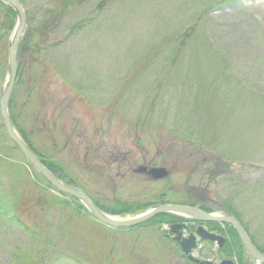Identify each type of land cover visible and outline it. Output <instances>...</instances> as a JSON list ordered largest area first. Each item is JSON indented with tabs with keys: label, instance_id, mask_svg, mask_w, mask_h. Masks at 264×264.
Returning a JSON list of instances; mask_svg holds the SVG:
<instances>
[{
	"label": "rangeland",
	"instance_id": "obj_1",
	"mask_svg": "<svg viewBox=\"0 0 264 264\" xmlns=\"http://www.w3.org/2000/svg\"><path fill=\"white\" fill-rule=\"evenodd\" d=\"M19 1L10 116L37 155L100 208L130 210L122 219L190 190L202 209L236 214L264 253V0ZM17 20L0 5V93ZM144 164L170 174L153 180ZM67 202L0 115V264H194L169 224L121 231ZM200 246L202 261L239 264Z\"/></svg>",
	"mask_w": 264,
	"mask_h": 264
},
{
	"label": "water",
	"instance_id": "obj_2",
	"mask_svg": "<svg viewBox=\"0 0 264 264\" xmlns=\"http://www.w3.org/2000/svg\"><path fill=\"white\" fill-rule=\"evenodd\" d=\"M0 2L8 5L12 8L17 16L18 22L14 29V32L10 39L9 44V58H8V77L6 82L4 83V87L0 93V112L3 118L4 127L7 130L8 136L11 140L15 143L17 148L20 149L23 157L27 159L29 164L32 168L36 169L37 172L43 177V179L47 180V182L57 191L60 193L72 196L73 198L77 199L79 202L83 204V206L88 210L90 215H92L95 219H97L100 223H103L110 227L115 228H134V226L145 224V222L154 219L158 215H166V214H173V215H181L186 218H190L195 222H214V223H222L228 224L233 226L236 233L238 234L241 243L244 245L247 255L251 258L252 264H264V254H262L256 245L252 242L251 238L249 237L248 233L244 230L243 226L236 217L232 214L230 215H216V214H207L200 209H195L193 207H185L180 205H166V206H158L154 209L148 210L142 214L134 216V218L128 219H120L114 216H109L99 208H97L93 201L87 197L85 192L81 188H77L75 186L67 185L63 183L59 178H56L52 172L45 168L41 160L32 152L30 147L26 144L24 139L19 136L16 127L13 124L11 116H9V103L11 100L12 92L16 85V80L18 76V69H19V62H18V55H19V46L21 43V39L26 32L27 27V18L25 14V10L22 7L19 0H0ZM152 177L157 179H162L167 177L169 173L164 169H153L149 172ZM175 228V227H174ZM178 228V226H177ZM198 235L201 236L203 239L218 241L221 245L224 242V238L219 237L217 235L209 234L207 231L200 227L198 231ZM180 239L178 235V240ZM194 240V236H191L189 240H184L182 243L183 250L186 254L192 251L195 248L192 245ZM194 262H199L198 260L194 259L193 257L189 256ZM201 264H213L209 262H201ZM214 264H235L230 260H223L221 263H214Z\"/></svg>",
	"mask_w": 264,
	"mask_h": 264
},
{
	"label": "flooded vegetation",
	"instance_id": "obj_3",
	"mask_svg": "<svg viewBox=\"0 0 264 264\" xmlns=\"http://www.w3.org/2000/svg\"><path fill=\"white\" fill-rule=\"evenodd\" d=\"M91 151V149H90ZM98 151V150H97ZM103 154H108V150H106ZM144 167L146 170L141 171L140 168ZM153 168H161V167H157L156 165H150V164H144L141 167H139L138 169H136L135 171L138 174H144L148 177H150L149 171ZM163 168V167H162ZM140 171V172H139ZM151 178V177H150ZM152 179V178H151ZM169 193H171L168 190H165L164 192H160V194H158L157 198L158 200H155L154 203H148V204H144L145 208L149 207V208H153L155 206H164L166 204L169 205H183V206H192V207H196V208H202L199 207V205L196 202V197L194 195V193H190V190H187V193H182L181 195L176 194V196H170ZM180 196V197H178ZM95 199V198H92ZM73 201V200H70ZM143 206V207H144ZM141 207V206H139ZM168 215V214H166ZM165 215V216H166ZM170 216H174V215H170ZM174 217H178L177 220H169V221H162L161 224L156 223L158 221H156V224L159 225H167L170 226V232H171V237L174 239V244L179 247L181 253L185 256L184 251H183V247H182V243L184 240H189V238L191 236H194V240L192 242V245L195 247L193 248V254L197 253L198 250H200L201 246H200V242H205V243H209L205 240H202L200 238V236H198V231L200 227H204L208 232H212L215 233L216 235L219 236H223L226 239V242L224 243V246L220 249L215 243H212L214 246H217V249L215 250V252H221V251H228V252H233L236 253V245H234L229 237V234L224 232V229L222 230H217L215 227H211V229H209L210 227L208 225L205 224H196L191 220H187L185 218H182L180 216H174ZM158 218V217H157ZM155 223H149L148 225H155ZM178 226V228H177ZM143 227V226H142ZM164 227V226H163ZM175 227V228H174ZM224 227V226H223ZM178 235L180 237V239L178 240ZM170 236V235H168ZM195 255V254H194ZM185 258H187L185 256Z\"/></svg>",
	"mask_w": 264,
	"mask_h": 264
},
{
	"label": "trees",
	"instance_id": "obj_4",
	"mask_svg": "<svg viewBox=\"0 0 264 264\" xmlns=\"http://www.w3.org/2000/svg\"><path fill=\"white\" fill-rule=\"evenodd\" d=\"M8 9L9 12L12 13V18L14 15V13L9 9V8H6V10ZM21 48V47H20ZM22 51L20 50V53ZM12 102V101H11ZM12 105V104H11ZM12 108L13 105H12ZM13 110V109H12ZM28 142V141H27ZM43 163L45 164V166H47L48 168H50L52 170V172H54L59 178L63 179V180H66L67 176L65 173H63V171L60 170V167H58V165L56 164H53V163H50L48 162L47 160H43ZM145 206L144 207H138V208H135L134 210H132L133 212L134 211H142L144 210ZM123 211H126V210H123ZM123 211H112L113 214H122ZM178 217H174V216H170V215H166V216H160L158 218H156L155 220H153L152 222H156V221H169V220H177ZM212 226H215L217 228L220 229V226H217L215 224H212ZM227 233H229V236H230V239L232 241V243L234 245H236V250L237 252L235 253V255H237V259H238V262L239 264H246V255L243 254V249H242V246L239 245V239H238V236L237 234L235 233V231L233 230V228L231 227H227Z\"/></svg>",
	"mask_w": 264,
	"mask_h": 264
}]
</instances>
